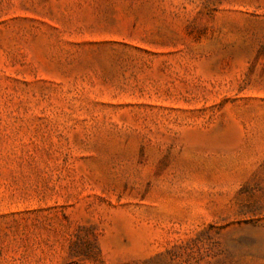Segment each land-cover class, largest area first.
I'll use <instances>...</instances> for the list:
<instances>
[{"label": "rangeland", "instance_id": "rangeland-1", "mask_svg": "<svg viewBox=\"0 0 264 264\" xmlns=\"http://www.w3.org/2000/svg\"><path fill=\"white\" fill-rule=\"evenodd\" d=\"M0 264H264V0H0Z\"/></svg>", "mask_w": 264, "mask_h": 264}]
</instances>
